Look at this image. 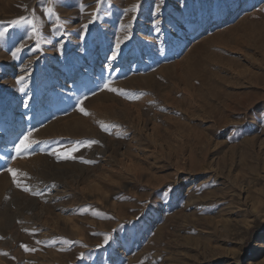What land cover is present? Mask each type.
<instances>
[{
  "label": "rangeland",
  "instance_id": "rangeland-1",
  "mask_svg": "<svg viewBox=\"0 0 264 264\" xmlns=\"http://www.w3.org/2000/svg\"><path fill=\"white\" fill-rule=\"evenodd\" d=\"M158 2L111 0L81 39L97 0H59L67 36L44 0H0V30L31 17L48 40L33 53L27 28L0 38V264H264V0H165L157 17ZM109 76L126 95L102 89ZM29 127L49 147L99 143L11 159Z\"/></svg>",
  "mask_w": 264,
  "mask_h": 264
},
{
  "label": "snow or ice",
  "instance_id": "snow-or-ice-1",
  "mask_svg": "<svg viewBox=\"0 0 264 264\" xmlns=\"http://www.w3.org/2000/svg\"><path fill=\"white\" fill-rule=\"evenodd\" d=\"M45 4L47 5L44 9L46 12L47 16L49 19L54 20V28L53 32L54 34H59L61 36H67L68 33L65 31V26L67 25L68 21L62 20L61 17L56 13L55 11V5L59 2V0H44ZM165 3V0H159L157 4L154 5V12L157 14V17L161 13V5ZM97 10L96 12L91 14V19L82 25V35L81 39L84 38V34L87 33L89 25L95 23L97 20L100 19V13L101 9L104 5H107V8L111 7V0H97ZM81 8L83 10V5H81ZM107 8H104L103 10L106 12ZM140 10V4L137 3L136 5H133L130 9L125 10V15H127L128 12H132L135 14H138ZM137 19V15H133L132 21L133 23H129L127 26L121 25L122 30H126V34L123 36L122 39L118 40L114 46V50L109 57L110 60L115 61L117 57L120 54V47L121 44H123L125 41L131 39V31L130 29L133 27V24L135 20ZM161 23L160 19L157 18L155 20V24L159 26ZM9 27L12 28H18V29H24L27 28V38L28 40H35V46L31 49L33 53L36 52H42L43 51V45L48 42L47 38L42 34L40 29L37 27V22L31 17H20L19 19L13 20L10 25L4 26L2 30H0V38L5 36L9 32ZM157 31H160L159 27L156 29ZM25 45L23 43L20 44L19 47H16L14 51H12L11 55L13 58H18L19 54L22 52L23 48ZM63 50V44L61 43L60 45V51L62 53ZM109 72L113 71L114 69L109 66L107 69ZM28 77H30V71L26 75H21L17 78V84L19 85L18 91L21 93L27 94V89L29 87L28 85ZM112 79L109 76L104 83L102 84V89H108L109 91L112 92H118L121 95H126V93L121 90L117 89L114 87H111ZM92 94L94 95L95 92L93 91ZM134 98V97H133ZM31 99V96H28L27 99H25L23 106L25 108L29 107L28 100ZM88 99L87 94H83L79 97L76 98L75 100V107L79 108V111L84 113L85 115H88L89 113L85 110V108L82 106L84 101ZM29 119H31L29 117ZM105 131L108 130L106 125H101ZM35 129L32 127L27 128V130L18 138V142H14L12 144V148L10 149L11 151H14L15 155L11 157V159H16V158H23L27 156H34L36 154V151H47L49 155L55 156L57 160H76V159H82V157H77L75 155L76 152H79L82 147H91L93 144L99 143L98 141L95 140H89V141H84L80 142L77 141L73 146L67 147L65 145L59 144L58 142H54L51 147H49V142L44 141H38L33 138V133ZM43 144V147H40L39 149L36 148L37 145ZM0 159H5V157H0ZM85 163H94V161H83ZM7 172H9L12 175L13 181L15 182L16 186L18 188H22L23 191L25 192H30L33 196H38L41 195L42 193L38 190H33L30 186H28L20 177L21 176H27V173H19L18 169H14L10 166L6 168ZM207 187V186H205ZM167 193L171 192V186H169L168 189H166ZM82 212L88 211V209H82ZM93 215H99V213L94 212ZM119 231V229H113L109 233H102L99 235L103 236V242L100 245H97V248H106L109 246L111 243H115V234L116 232ZM96 235V233H94ZM37 244L41 243V241H36ZM57 241H51L50 244H55ZM64 244L71 245L73 243H77L76 241H69V240H64ZM83 247L87 248L88 246L82 245ZM25 248V251L29 252H34L36 249L34 248H28L27 245L23 246ZM61 251H64V248L60 249ZM7 255L6 253H4ZM80 259L85 258V253L81 252Z\"/></svg>",
  "mask_w": 264,
  "mask_h": 264
},
{
  "label": "bare ground",
  "instance_id": "bare-ground-1",
  "mask_svg": "<svg viewBox=\"0 0 264 264\" xmlns=\"http://www.w3.org/2000/svg\"><path fill=\"white\" fill-rule=\"evenodd\" d=\"M170 264H172V263H170Z\"/></svg>",
  "mask_w": 264,
  "mask_h": 264
}]
</instances>
